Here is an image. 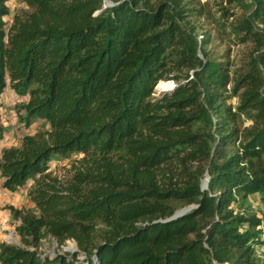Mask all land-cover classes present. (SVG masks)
Here are the masks:
<instances>
[{"label": "trees", "instance_id": "obj_1", "mask_svg": "<svg viewBox=\"0 0 264 264\" xmlns=\"http://www.w3.org/2000/svg\"><path fill=\"white\" fill-rule=\"evenodd\" d=\"M22 1L11 18L0 0V104L12 91L25 129L0 177L30 183L33 207L9 206L20 245L0 241V264H75L38 256L48 235L83 264H264V0ZM199 17L248 45L238 60L215 58ZM70 158L67 177L51 172Z\"/></svg>", "mask_w": 264, "mask_h": 264}, {"label": "rangeland", "instance_id": "obj_2", "mask_svg": "<svg viewBox=\"0 0 264 264\" xmlns=\"http://www.w3.org/2000/svg\"><path fill=\"white\" fill-rule=\"evenodd\" d=\"M220 0H192V2L196 5L198 3L204 4L207 3L209 7H215V4L219 2ZM248 0H246V3ZM10 16L11 18L15 14H24L26 12L31 11L30 8H28L25 3L22 0H10ZM111 5V3H110ZM232 10V9H231ZM199 25L202 30H207L211 33L212 39L210 45L207 47L211 53L217 58L218 60H222L223 56L229 55V58L232 60L234 59L235 61L238 60L240 57L241 53L245 51L248 48L247 46L244 45H236L233 44L229 37L226 35H220V33H217L211 24H207L205 19L202 17L197 18ZM199 37V36H198ZM171 81V79L167 80H159L155 87H154V92L153 96H159L160 94L166 92L162 90H157V84L158 83H163ZM173 81V87L172 89L176 86V82ZM171 85V83H170ZM175 85V86H174ZM171 89V90H172ZM170 91V90H167ZM20 99H17L16 96L12 91L7 89V91L3 94L2 102L0 104V112H1V123H4V138L5 140L11 139V137H16V135L19 134H24L25 129H22V125H18V122L13 118V108L14 105L19 101ZM242 121V120H241ZM242 123L248 124L246 120H244ZM22 129V130H21ZM2 144L4 142H0V150L2 149ZM84 155V152H79L76 156L75 159L81 158ZM73 158L70 159H65V160H58L54 161L51 163V172L55 175H57L59 178H64L67 177L69 174V169L71 167V164L73 161ZM2 190V189H1ZM0 190V241H4L9 244H18L20 245V238L16 234L14 227L19 223V219H14L12 217V213L9 210V206L11 205L10 202H12L15 206L20 208H30L27 206V204L30 202L28 200V197L24 195L22 199H19L18 194L13 195L9 194L8 192H3ZM18 191V190H17ZM6 193V194H5ZM5 198L4 200L1 198ZM257 196H251L249 199H246L243 203V208L249 207L253 211H257ZM24 199H27V202L24 201ZM23 200V202L20 205V202ZM9 202V203H8ZM31 203V202H30ZM9 204V205H8ZM32 205V203H31ZM33 207V205H32ZM262 226V225H261ZM264 230V224L262 226ZM12 234V237L15 241H11L7 238V235ZM260 237L264 240V231L262 234H260ZM75 244L74 240L72 239H66L63 242L59 243L55 238L48 236H45L41 239L40 245L38 247V256L40 255L43 257L42 259L44 260L45 257L52 258L56 254H64L67 255V257L71 258V255L74 253H70L69 251L64 250L67 247H70V245ZM76 246V245H75ZM255 249L259 255L264 256V246L261 245H255ZM68 258V259H69ZM72 259V258H71ZM77 254H76V262L75 264H80L81 262H78Z\"/></svg>", "mask_w": 264, "mask_h": 264}, {"label": "crops", "instance_id": "obj_3", "mask_svg": "<svg viewBox=\"0 0 264 264\" xmlns=\"http://www.w3.org/2000/svg\"><path fill=\"white\" fill-rule=\"evenodd\" d=\"M15 119V118H14ZM16 120V119H15ZM4 123H1V125H2V127H3V131H2V133H1V135H0V142L2 141V142H4V144H2V148L3 147H8V146H11V145H13V146H17L18 144H19V142H20V138H21V136L23 135V134H17L16 135V137H11V139H7V140H5V138H4V136H3V134H4V125H3ZM18 125H20V123H18ZM22 125V124H21ZM23 127V126H22ZM22 129H24V128H22ZM21 129V130H22ZM2 180H3V178L2 177H0V190L2 189L4 192H8L9 194H12V196L13 195H17L18 194V197H19V199H22V197H24V195H25V197L27 196V194H26V192H27V190H28V188H29V184H27V186L24 188V189H18V191L16 190L15 192H9V191H6L5 189H3L2 188V186H1V183H2ZM1 190V191H2ZM2 191V192H3ZM3 192V193H4ZM5 193V194H6ZM24 197V198H25ZM3 200L5 199L4 197H3V195H2V197H1ZM24 201L25 202H27V199H24ZM23 202V200L20 202V205H21V203ZM9 203V202H8ZM11 203V205L12 206H14V207H17V206H15L12 202H10ZM9 205V204H8ZM27 206H29V207H32V205H31V203L29 202L28 204H27ZM17 208H20V206L19 207H17Z\"/></svg>", "mask_w": 264, "mask_h": 264}, {"label": "water", "instance_id": "obj_4", "mask_svg": "<svg viewBox=\"0 0 264 264\" xmlns=\"http://www.w3.org/2000/svg\"><path fill=\"white\" fill-rule=\"evenodd\" d=\"M108 6H110V2L108 0H103L102 8H105V7H108ZM99 11L100 10H98L96 12H99ZM170 83H171V85H170L168 90H171L172 87H173V81L172 80L170 81ZM162 91H167V90H162ZM208 181H209V175H208L207 170H205V172L203 174V178H202L201 183H200V189L201 190H204V189L207 188ZM196 206H197L196 204H189L187 206H183V207L175 210L174 213L171 216H169L168 218L163 219V220H157V221L165 222V221H169V220H172V219H176L177 217L182 216V215L188 213L189 211H191L192 209L196 208ZM74 243H75V245L77 247V244H76L75 241H74ZM64 250L68 251V249H66V248Z\"/></svg>", "mask_w": 264, "mask_h": 264}, {"label": "bare ground", "instance_id": "obj_5", "mask_svg": "<svg viewBox=\"0 0 264 264\" xmlns=\"http://www.w3.org/2000/svg\"><path fill=\"white\" fill-rule=\"evenodd\" d=\"M169 87H170V82L167 81V82H163V83L162 82L158 83L156 88H157V90H168ZM7 238L9 240H11L12 242L15 241L12 237V234L7 235ZM67 249H68V251H74L76 249V246H75V244H72V245H70V247H67Z\"/></svg>", "mask_w": 264, "mask_h": 264}, {"label": "built area", "instance_id": "obj_6", "mask_svg": "<svg viewBox=\"0 0 264 264\" xmlns=\"http://www.w3.org/2000/svg\"><path fill=\"white\" fill-rule=\"evenodd\" d=\"M67 249V248H66ZM70 253H74V252H77V258H78V262H81L80 264H83V258H84V254L81 253V252H78V248L76 247V249L74 251H69ZM39 257L42 259L43 257H41L39 255Z\"/></svg>", "mask_w": 264, "mask_h": 264}]
</instances>
